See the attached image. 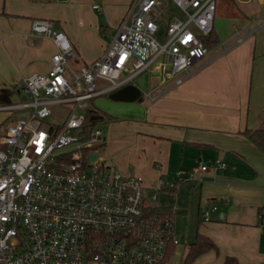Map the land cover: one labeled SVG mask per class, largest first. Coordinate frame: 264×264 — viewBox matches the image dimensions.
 I'll return each mask as SVG.
<instances>
[{
  "label": "built area",
  "instance_id": "built-area-1",
  "mask_svg": "<svg viewBox=\"0 0 264 264\" xmlns=\"http://www.w3.org/2000/svg\"><path fill=\"white\" fill-rule=\"evenodd\" d=\"M216 6L217 0H129L102 53L78 67L70 63L75 52L66 33L47 18L32 19L31 30L56 49L45 72L23 76L26 100L0 106L28 109L0 131V264H163L179 243L173 216L149 210L140 175L124 176L99 161L90 147L103 139L102 129L96 124L85 137V108L154 61L162 83H181L208 52L202 37L214 28ZM159 17L166 19L163 42L154 35ZM52 114L57 119H48ZM164 186L176 184L159 179L155 191ZM214 209L201 205L203 219Z\"/></svg>",
  "mask_w": 264,
  "mask_h": 264
},
{
  "label": "crops",
  "instance_id": "crops-1",
  "mask_svg": "<svg viewBox=\"0 0 264 264\" xmlns=\"http://www.w3.org/2000/svg\"><path fill=\"white\" fill-rule=\"evenodd\" d=\"M78 1L0 0V106L22 98L14 83L50 66L55 45L50 37L31 30L33 18H47L54 29L66 33L76 65L102 53L127 10L124 0H118L113 11L103 9L110 26H103V32L108 29V37H103V27L98 25L102 16L93 11L96 1L87 7ZM239 1L245 9L250 7V0ZM256 2L264 5L262 0ZM254 10L251 16L233 13L228 19L236 22L237 29L226 35L214 29L218 41L208 45V52L189 67L181 83L170 86L160 78L148 88L149 102L131 122L138 138L165 141L167 148L172 141L181 143V211L195 223L194 239L201 232L216 244L192 264H221L226 255L235 256L239 264H264V151L246 132L264 124V11ZM0 111V123L10 118ZM158 153L163 154L157 151L154 156ZM216 159L225 166H216ZM202 163L207 168L199 169L197 177L185 176L190 166ZM156 165L163 168L162 162ZM173 189L164 186L154 193L157 197V192ZM204 203L216 205L208 220L201 214ZM151 206L168 207L173 216L172 206ZM191 218L185 219L186 227ZM202 255L205 258L199 263Z\"/></svg>",
  "mask_w": 264,
  "mask_h": 264
},
{
  "label": "rangeland",
  "instance_id": "rangeland-1",
  "mask_svg": "<svg viewBox=\"0 0 264 264\" xmlns=\"http://www.w3.org/2000/svg\"><path fill=\"white\" fill-rule=\"evenodd\" d=\"M64 1L70 2V0ZM117 1L118 0H79L76 4L83 5L84 7L91 6L93 2L99 4L102 8L101 11H98L100 8L93 9L97 17L100 18L102 16L98 25L100 27L106 26V28H110V26L106 24L108 22L107 19L105 17L103 18V9L104 11L105 8L109 11L117 9ZM248 4L250 7L245 9L239 0H217L214 17V29L217 33L226 35L228 32H231L232 29H237L236 22L231 23L232 21L228 19L233 13L251 16L250 12L251 10L253 11V9H255V12L264 11V5H258L256 0H250ZM170 5L177 10L175 5L172 3ZM123 6L128 7L126 0H124ZM156 21L159 24V28L154 35L158 41L163 42L166 38V19L164 17H159ZM103 30L104 27L102 29L103 37H108L110 31L106 29L104 33ZM70 63L78 67V65H76L75 56L70 60ZM126 74L127 72H123L121 77ZM160 78L161 68H159L158 61H154L144 73L137 75L133 79L134 83L141 89V95L136 100L131 102L117 101L109 98L108 93L93 98L91 104L99 108L108 118L97 123V126L102 129L103 139L97 140L94 143V148L95 152L98 154L99 161L107 168L118 170L124 176L140 175L143 178V194L146 202L172 206L174 235L179 240V243L177 244L174 254L169 258L166 264H182V253L187 249L189 243L193 241L195 236V223L191 216L187 217V214L181 211V201L183 200V198L181 199V176H183L181 175V143L179 141H172L170 147L167 148V143L165 141L162 142L155 138L150 140L138 138L137 132L131 128V122L138 118V115H140L139 113L143 110V106H146L149 102L147 96L148 88L155 85ZM103 85L104 83L98 82L97 87ZM13 86L15 91L21 95L22 99L26 100V93L24 92L21 82H16ZM2 110L10 114V118L3 120V123L0 125V131L13 119L24 117V113H26L28 109L15 108ZM1 114L2 112L0 111V116ZM48 119H57V117L52 114ZM45 126V123H42V127ZM167 149L169 150L167 155L169 158L165 161ZM157 151H162V156L161 153H158L157 157L154 156V152ZM184 158H186V156ZM157 162H162V169L156 165ZM129 166H132L133 169L129 170ZM192 168L193 167L190 166V168L186 170L187 173L185 176L188 178L197 177V173L190 176L189 173ZM159 177L165 180V182H173L176 186L172 191L162 190L159 193L157 192V197L152 199L150 194L155 192L152 187L157 183ZM186 218H191L188 227L185 225ZM199 219H202L200 214ZM185 228L188 231L187 233H185ZM204 256L205 255L200 256L199 263H202L203 258H205Z\"/></svg>",
  "mask_w": 264,
  "mask_h": 264
},
{
  "label": "trees",
  "instance_id": "trees-1",
  "mask_svg": "<svg viewBox=\"0 0 264 264\" xmlns=\"http://www.w3.org/2000/svg\"><path fill=\"white\" fill-rule=\"evenodd\" d=\"M202 40L207 46L208 45L211 46L213 43L217 42L218 39L214 32V28L209 35L203 36ZM93 98L90 99L89 106L85 108V119H84V127H83V132L86 134L85 137L89 136L90 131L96 126L98 122L108 119L106 115L99 108L95 107L94 104H91ZM2 123H0V125ZM246 132L251 137V139L264 151V124L253 130L247 129ZM90 148H94V145L91 146ZM87 149L88 148H85V151ZM149 210L153 213L170 214V215L172 213L170 208L161 207V206H152ZM211 248H216L215 242L207 235L201 232H197L196 238L188 245V249L184 254L182 264H192V261L194 260L195 257H197V255ZM175 249H176V244L171 245V247L167 252L164 262L168 261V259L174 253ZM221 264H239V262L235 256L226 255L223 261L221 262Z\"/></svg>",
  "mask_w": 264,
  "mask_h": 264
},
{
  "label": "water",
  "instance_id": "water-1",
  "mask_svg": "<svg viewBox=\"0 0 264 264\" xmlns=\"http://www.w3.org/2000/svg\"><path fill=\"white\" fill-rule=\"evenodd\" d=\"M141 95V89L133 82H128L123 84L114 90L108 92V97L117 100V101H126L131 102L139 98ZM97 154L95 152H91L89 157L95 158Z\"/></svg>",
  "mask_w": 264,
  "mask_h": 264
},
{
  "label": "snow or ice",
  "instance_id": "snow-or-ice-1",
  "mask_svg": "<svg viewBox=\"0 0 264 264\" xmlns=\"http://www.w3.org/2000/svg\"><path fill=\"white\" fill-rule=\"evenodd\" d=\"M39 150V149H38Z\"/></svg>",
  "mask_w": 264,
  "mask_h": 264
}]
</instances>
